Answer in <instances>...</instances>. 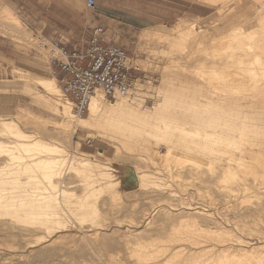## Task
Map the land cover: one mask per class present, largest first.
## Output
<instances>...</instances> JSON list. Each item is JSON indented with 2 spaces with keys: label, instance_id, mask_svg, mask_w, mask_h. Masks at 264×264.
<instances>
[{
  "label": "rangeland",
  "instance_id": "obj_1",
  "mask_svg": "<svg viewBox=\"0 0 264 264\" xmlns=\"http://www.w3.org/2000/svg\"><path fill=\"white\" fill-rule=\"evenodd\" d=\"M70 1L71 7L68 9H36L32 8L33 0H18L16 4L19 8H12V10L21 21V26L0 18V34L10 42L9 49L0 50V120L16 119L14 114L19 115L20 112L25 114L29 111L28 113L34 116L33 122L28 120L29 123L24 125V121L23 123L19 121L20 129L24 133L39 137L42 141H47L46 143L54 144L60 150V155L66 158H84L89 160L92 166H89V172L70 168L63 175L66 177L64 181L67 185L65 183L62 185L72 194H69L70 198H65L66 201L63 199L60 202L62 205L59 204L60 208L58 207L65 224L49 223L47 227L41 229L36 227L34 223L36 221H33L32 217H26L21 210L19 212L23 216L21 213L19 216L18 213L17 217L18 211L11 216L9 215L11 210L0 209V264H152L155 261H157L155 264H181L178 257L171 256L174 250L172 248L176 250L177 247H189L190 244L182 240L170 242L171 239L167 237L171 234L169 231H172L173 224L180 221L179 218V221L177 219L178 216L181 219L196 216L198 217L196 220H201L199 222L204 223L203 225L219 224L222 225L221 227L244 236V239L246 238L253 244H264L260 238L261 233H264V218L252 211L262 204L263 196L260 195L262 192L260 193L261 189L257 185L258 180H254L252 175L244 171L238 172L236 181L231 180L230 171L227 169L229 166H236V162L230 159L232 157L241 154L248 161L258 153L264 152V115H262L264 86L261 87L264 82L260 86L263 89L262 92L260 87L249 88L243 83L245 87L237 83L238 87L235 91L233 87L235 83L228 86L222 80L217 81V87L224 88V90L230 87L227 90L234 94H229L227 90L222 92L227 95L226 102L229 105L232 106L233 103L238 102V104H244L242 109L245 117L242 115L240 119L238 118L239 120L232 117L233 119H230L233 122L226 120L225 118L229 117L225 114L214 115L216 111L211 107L213 105L210 104L212 108L210 110L209 105L206 104L208 100L204 97L213 90L209 80L212 82L215 77L209 72V65L210 61L214 60L213 57L221 58L224 54L222 48L227 44L223 41L226 39L227 28L247 18L251 22L246 25L245 29H258L261 31L258 35L264 36V7H261L264 0H236L235 2L233 0L217 2L210 0H116V4L121 7L115 9H105L103 0H97L93 9H86L84 0ZM4 3L0 0V7H5ZM46 4H49V0H46ZM225 4L232 8H224ZM256 11L258 14L255 16ZM177 22H191L196 30L201 28L200 30L215 33V36L219 34V36L215 41L204 42L201 46L193 44L185 49L181 47L182 45L171 47L167 40H157L154 36L147 38L141 36L144 29L151 30L160 24L171 26ZM95 26H103L106 29V39L123 47L133 58L135 64L137 63L141 74L139 85L145 100L144 108L151 107L157 100L156 88L160 86L163 78L168 79L167 86L170 91L182 94L175 98L178 97L177 100H182L186 104L183 103L179 107L181 111H177L176 115L179 124H184L183 127L186 130L172 128L169 134L164 138H159L160 140L150 137L147 146L145 144L137 147L121 145L117 152L106 140L97 136L92 137L95 134L94 130L78 128V130L71 131L70 126L65 127L66 122L64 121L66 120L60 114L53 112L42 98L40 87L34 83V75L50 77L55 81L56 78L50 72L48 54L35 46L32 36L39 34L47 38H58L60 34L64 39L72 37L73 43L75 42L73 45H77L86 40ZM25 28L26 30H22ZM16 30L19 33L22 31V34ZM224 31L225 33H222ZM221 33L225 36L223 37ZM186 37L182 39L188 41L186 45H190L189 36L188 39ZM253 40L248 36L243 42H251L253 45L255 42ZM259 51L256 50L257 53H260ZM261 51L258 55L264 57V50ZM250 57L253 58V55ZM165 62L169 64L164 66ZM56 83L60 88L59 83L57 81ZM231 85L235 92L232 91ZM242 88L251 89L252 91L248 94L254 93L247 96ZM38 93L42 97H39L40 94L37 96ZM189 108L194 109L191 111ZM261 109L263 112H260ZM206 110L208 112H205ZM86 113L87 111L79 117H85ZM249 114H255V117L250 118ZM256 118L261 122H256ZM234 120L237 124V121L239 124L245 122L248 128V130L244 128L246 131L243 129L242 132L245 133L239 139L236 136L238 130H234L233 127L226 128L223 124L224 121L228 123L230 121L231 125H236ZM38 122H40L38 127L40 126L41 129L37 127ZM196 129H199L198 131L206 129L208 133L218 130V132L221 131V135L210 138L202 136L201 138V135L194 134ZM234 137L239 141L243 139L240 147L233 142L227 141V144L226 140ZM0 140L11 142L13 139L0 136ZM199 143L205 144V147L207 145V149L213 147L214 150H207L204 146L201 148ZM251 143L252 146H250ZM165 145H171V148L173 147L171 153L177 156L171 154L166 157ZM151 146L158 151L159 156L152 155L149 150ZM231 147L232 149H229ZM239 149H244V152H239ZM0 155V167L5 169L6 164L10 162V156H6L7 154L3 152ZM8 169L14 172L6 176L10 177V182L8 181L5 186L8 188L11 186L10 189L14 187L31 189L33 187L32 190L41 192L37 188L45 187L44 180L41 178L44 170L39 165H28L21 162ZM98 169L109 173V182L119 181V186L115 189L120 195L116 192L113 195L114 191L112 192L105 186L107 180L98 179L96 174ZM139 171L150 173L151 179L143 185H140L137 178ZM29 173L37 176L36 180L27 177ZM11 176H17L19 180L15 178L13 182ZM244 183L247 187L243 186ZM14 191L19 190L14 188ZM42 192L46 195L45 201L49 200L47 195L57 194L54 190L48 189L47 193L46 190ZM251 197H254L253 200L251 199L252 202L249 199ZM92 207L95 209L91 210ZM7 211L9 214H6ZM145 213L151 219L147 226L142 221ZM198 213L202 215L199 217ZM167 214L171 215L173 223H170V219L166 220ZM203 215H209L214 218L212 220L215 222L203 221ZM233 218L241 221L240 224L247 223L245 225L251 228L252 234H247V237L246 234H240L241 231L236 230L237 228L231 227L227 219ZM146 244L147 247L148 244L153 245L154 247H149L154 249L159 247V244L160 247L163 244V254H159V251L154 260L139 258L136 254ZM135 250H138L137 253L133 252Z\"/></svg>",
  "mask_w": 264,
  "mask_h": 264
},
{
  "label": "bare ground",
  "instance_id": "obj_2",
  "mask_svg": "<svg viewBox=\"0 0 264 264\" xmlns=\"http://www.w3.org/2000/svg\"><path fill=\"white\" fill-rule=\"evenodd\" d=\"M210 1L211 2H217L219 0H210ZM233 1L235 2L236 0H233ZM261 7L263 8L264 4ZM224 8H232V7H229L228 4H225ZM257 14H258V12L256 11L255 16ZM0 18H5L6 20H8L9 23H12L16 26H21V21L14 14L13 10L11 8H9L8 6H5L3 8L0 7ZM244 20L238 22L237 24H231L229 26L230 28L229 27H228L229 29L227 28V32L225 34L226 39L223 40L224 43H227V44L222 48L224 51L223 52L224 54L222 55V57H224V58L222 59V57L221 58L220 57H218V58L213 57L214 60L210 61L211 66L208 63V65L210 67L209 72L215 78L212 77L214 79V80L212 79V82H211V80H209V83H211L213 90L210 91L209 95L204 96L208 100V103H206V104L209 105L208 107L210 110L212 108H214V110L216 111V112L214 111L215 112L214 115L215 114H220V115L225 114L227 117H229V118H225L226 120L227 119L231 120L230 118H232V117H235V119H238V118L240 119V116H242L244 113V111L242 109V106L244 104H238L239 103L238 102V103H233L231 106V105H229L228 102H226V100H227L226 96L227 95L222 93L223 91H226L227 89L230 88L229 87L226 89V87H228L232 83H235V86L237 83H238V85L240 83L241 87L243 84H245L249 88H251V87H255V88L258 87L259 88L262 85V83L264 82V61H263L264 57H263V55L262 56L258 55V54H261V52H262L261 50H264V36L258 35L261 32L258 29H255V28L254 29L251 28L250 30H249V28L245 29L246 25L249 24L251 21H250V19L248 20L247 18ZM187 22H189V21H187ZM187 22H177L171 26H167L165 24L156 25L155 27L153 26L154 29H151V30H145L144 29V31L141 32V36L142 37L144 36L146 38L154 36V38H156L157 40L158 39L167 40L170 43L169 46H171V47L176 46V45L179 47L182 45L181 47L184 49L188 46L193 45V44H196L197 46H201L204 42L215 41L217 36H219V34H217L215 36V33H207L204 30H200L201 28L196 30L194 25L191 24V22L190 23H187ZM13 28H14V26H13ZM19 28L20 27H18V29ZM22 30H26V28L22 29ZM17 32L19 33V31H17ZM20 33L22 34V31ZM222 33H225V31ZM221 34H220V36H221ZM187 35L189 36L190 45H186V42H188V41H184L182 39L184 36L186 37ZM225 35H223V37ZM248 36H249V39L255 40V42L253 40V42H254L253 45L251 44V42H243L244 38H246ZM18 38H19V36H18ZM21 39H23V38L21 37ZM29 41L31 42V40H29ZM181 41H184L185 43L183 42L184 44L183 43L181 44L180 43ZM251 49H252V51H251ZM256 50H260L259 51L260 53H257ZM250 55H253V58H251ZM247 57H249V59ZM167 64H169V63H167ZM167 64L165 62L164 66L165 65L167 66ZM231 65H232V69H230ZM203 75L204 74H202L201 76H203ZM33 78H34V83L36 84V86L40 87L42 94H43V97L41 96L40 93H38L37 96L40 94L39 97L41 96L42 98L45 99V102L49 105V107L53 110V112L56 114H60L66 120V121L63 120L64 122H66V125L63 124L64 122L61 124L65 125V127L70 126L71 131H73L75 129L78 130V128L94 130L95 134L92 135L93 134L92 133L91 134L92 137L97 136L101 139L106 140L108 142V144H110L111 146L114 147L115 150H117V152L119 150V146H121V145H123V146L128 145L129 147L130 146H136L137 147V146H141L142 144H145L147 146L148 142H149L148 139L150 137H156L158 139L164 138L166 135L169 134V131L172 128L186 130V128L183 127L184 124L183 125L179 124L178 117L176 115L177 111H181L179 107H181L183 105V103H185V102L182 100H177L178 97L175 98L176 96H181L182 94H180L177 91H170L169 90V88L167 86V84H168L167 78H163L161 80L160 86L158 88H156L157 91L155 93H157L158 98L151 107H145V108L143 107V102L145 100H144L143 95H142L143 93L140 92L141 91L140 85L137 84L135 91L131 95L118 98L114 101L106 100L104 95L101 92H97L96 95L92 96V98L90 99V102L88 104L87 113H86L85 117H79V115H75L72 112L70 100L65 98V97H62L63 95L61 93V90L53 78L44 77L43 75L42 76H37V75L35 76L34 75ZM203 78H204V76H203ZM220 80L224 81L225 85H228L225 87L226 90H224V88L222 89V88L217 87V85H216L217 81H220ZM238 85L236 86V88H235V86L231 85L232 91L237 89ZM245 85H243V87H245ZM232 86L234 87V90H233ZM263 86L264 85H262L261 87L263 88ZM240 89L241 88L239 87V91H240ZM242 89H244L247 96L254 93V92H252V93L248 94V92L252 91L251 89L250 90L248 88H247V90H245V88H242ZM227 92L229 93L228 90H227ZM262 92H263V89H262ZM229 94H231V93H229ZM239 94H240V92H239ZM242 94H244L243 90H242ZM231 95H234V94H231ZM242 96L243 95H241V97ZM243 98H244V96H243ZM253 98H255V96ZM235 102H237V101H235ZM251 103H248V104H251ZM210 104L213 105V106H211L212 108L210 107ZM256 106H257V104H256ZM49 107H47V108H49ZM192 107H193V105H192ZM202 107H203V104H202ZM183 108H184V106H183ZM193 109L189 108V110H191V111ZM207 110L205 112H208ZM254 111L252 113H254ZM261 111L263 112V109H261L260 112ZM25 112H27V110H25ZM28 112L25 114L23 112L22 113L20 112L19 115L14 114L16 119L0 120V136H5L7 139H9V138L13 139L11 142H6L3 140H0V154L3 152L4 154H7L6 156H10L9 157L10 162H8V164H6L7 169L6 168L2 169L3 167L2 168L0 167V209L6 208L5 210L13 211V212L10 211V214L8 211H7L8 213H6V214H9L11 216L16 211H18L17 217H18V213H19V216L23 213L28 218L32 217V220L34 219L33 221H36V222H34V223H36V227L38 226L41 229H42V227H47L49 225V223L56 224V225L65 224L64 220H62V218H61V213H60L58 207L60 205H62V204H60V202L63 199L65 200V198H67V197L70 198V196L72 194L69 193L68 188H66L64 185H62V183H65L67 185V183L64 181L65 176L63 177V175L70 168L79 169L82 172L87 170L89 172L90 171L89 166H92V165H90L89 160L84 159V158H74V157L66 158L64 155H60V150L54 144L46 143L47 141L44 142L39 137L37 138L34 135L24 133L20 129L19 121H21V123H23L22 121H24V123H25L24 125H26L28 120L30 122H31V120H32V122L34 120V116ZM210 112L213 113V111H210ZM256 113H258V111ZM32 114H34V113H32ZM249 115H251L250 118L255 117L254 116L255 114L254 115L249 114ZM262 115H264V112L262 113ZM210 116H212V115H210ZM241 118H243V117H241ZM37 119H39V117ZM262 119L263 118H261V120ZM218 120H219V118H218ZM259 120L260 119L256 118V122H258V123L261 122ZM235 121L236 120H234V122ZM36 122H37V120H36ZM237 122L239 124V121H237ZM39 123L40 122L37 123V127H38ZM52 123L54 124V122H52ZM41 124H43V123H41ZM61 124L60 125L58 124V126H62ZM223 124L226 128L233 127L234 130H238L237 131L238 134L236 135V136H238V139L243 133H245L242 131L247 126V125H245V122H242L239 125L235 122L236 125H234V124L231 125L230 121H229V123L227 121H224ZM261 124L262 123H260V125ZM55 125H53V126H55ZM263 125H264V123H263ZM34 126H36V125L34 124ZM41 126H44V125H41ZM37 127H35V128H37ZM38 128L41 129L40 126ZM56 128L57 127H55V129ZM44 129H46V128H44ZM253 129H255V127ZM261 129H263V128H261ZM196 130H195L194 134L196 133V135L197 134L201 135V138H202V136L210 138L212 136L221 135V133H220L221 131L218 132V130H215L212 133L211 132L208 133L206 131V129H204V130L201 129L200 131H198L199 129L197 131ZM247 130H248V128H247ZM259 130H260V128H259ZM63 131H65V130H63ZM250 131H251V129H250ZM64 133H66V131ZM252 134H253V131H252ZM70 135H71V133H70ZM252 136H254V135H252ZM235 138L236 137H234L232 139L229 138L226 140V142L227 141L233 142V144L236 143L238 146L241 145V141L243 139H241L239 141V140H236L237 138L236 139ZM228 142H227V144H228ZM215 143H216V141H215ZM257 144H258V142H257ZM171 145H173V144H171ZM171 145H167V146L165 145V147H166L165 156L166 157L173 154V153H171L172 148H173V147L171 148ZM209 145H211V144H209ZM200 146H201V148H203V146H204V148L207 149V145L205 147V144H203V143L200 144ZM250 146H252V143ZM209 148L210 149H207V150L212 151L213 147L212 148L209 147ZM229 149H232V147ZM149 150H151L150 152L152 153L153 156H155V157L159 156L158 151L156 149H154L152 146L149 147ZM250 150H248V151H250ZM255 150H257V149H255ZM58 152H59V154H57ZM239 152H244V149H239ZM263 153H258L257 156H255L253 159H250L248 161H246L244 156H242L241 154L237 157H232L230 159L232 161L236 162V166L227 167V169L230 171L231 180H235L238 172H240V171H244L245 173L252 175L254 180H258L257 185L259 186V189H261L260 193L262 192V194H260V195L263 196L262 204L259 205L258 208H254L252 211L255 214L257 213V215L262 217V218H264V154ZM173 155H175V153ZM175 156H177V155H175ZM230 157H231V155H230ZM0 158H1V155H0ZM21 162H23L24 164H28V165H32V164L33 165H39L44 170L41 178H42V180H44L43 182L45 184V187H38L37 188V189L41 190V192H39L37 190H32V189H34L33 187L31 189H28V188L27 189L26 188L19 189L17 187H14L15 189L19 190V191H14V188L10 189L11 186H10V188L5 186V184H8V181L10 182V179H9L10 177H6V176L8 174L14 173V172H11V169H8V168H10V167L13 168L15 165H19ZM30 170H31V168H30ZM145 172H143V171L138 172L137 178L140 182V185L145 184V182H147L148 179H151L150 173H148V171H145ZM96 174L98 176V179L107 180L105 182V186L108 189H110L112 192L114 191L113 195L118 193V191L115 189V187L119 186L118 180L115 182H109V180H108V178L110 177L109 173H106L105 171H102L100 169L96 170ZM27 177H31L33 179L35 178V180H36L37 176L35 177V175H33L32 173L31 174L29 173ZM151 177H152V175H151ZM244 177H245V175H244ZM11 178L13 180V179L17 178V176H15V177L11 176ZM31 178H30V180H31ZM39 178H40V176H39ZM244 179L245 178H243V180ZM13 182H14V180H13ZM31 182H34V181H31ZM244 182H245V180H244ZM36 184H38V183L36 182ZM40 184H42V183H40ZM25 185H27V184H25ZM246 185L247 184L244 183L243 186H246ZM250 186H252L251 183H250ZM35 189H36V187H35ZM47 189L48 190H54V192H56L57 194L53 193V194L49 195L50 197L47 195V197H48L47 199H49V200L45 201L46 195L44 192H42V190H46V193H47ZM255 191H256V189H255ZM258 193H259V191H258ZM69 194H71V195H69ZM118 195H120V194L118 193ZM255 195H256V193H255ZM116 197H118V196H116ZM247 197H249V196H247ZM253 198L251 197L249 199L253 200ZM252 200H251V202H252ZM65 201H63V202H65ZM245 203L246 202L244 201V204ZM258 204H259V202H258ZM94 207H92L91 210L92 209L94 210L95 209ZM251 207H252V205H251ZM242 209H243V207H242ZM19 210H21L22 213L19 212ZM240 210H241V208H240ZM23 214L21 216H23ZM198 214H200V213H198ZM198 214H197V216H199V217L202 215V214H200V215H198ZM143 215L144 216H143L142 221H144L145 222L144 224L147 226L150 224V221H151V219H149L150 216L147 213H145ZM89 216H90V214H89ZM243 217H245V216H243ZM253 217H254V215H253ZM165 218H166V220L170 219L169 220L170 223L172 222L171 215L167 214L165 216ZM178 218L180 219V221ZM197 218L198 217L195 216V217H190V218L187 217L186 219H183V217H182V219H181V217L178 216L177 219L179 222L176 220L178 223H175V225L173 224V226H172L173 228H171L172 231L171 230L169 231L171 234L168 232V234H170V236H167V237H169L171 239L170 242L172 240H175V242H176V240L177 241L182 240V241L190 244L189 247L188 246H183V247L180 246L178 248L176 246L177 247L176 250H175V248H172L175 250V251L173 250L174 252L171 250L172 255L171 254L170 255L172 257H178L181 261V264H264V244H253L249 240H246V238L244 239V236L238 235L237 233H235L231 229H226L224 227H221L222 225L220 226L219 224H218L219 226L216 224H214V225L213 224L212 225L211 224L210 225L209 224L203 225L204 223H200L199 221H201V220L197 221L196 220ZM204 218H203V221L205 220V222H207V221L215 222V220L214 221L212 220L214 218L210 217L209 215L204 216ZM239 220H240V217H239ZM227 222L231 225V227L237 228L236 230L241 231L242 233L240 232V234H246V235L252 234L251 228H249V227L247 228L248 225H245L247 223L240 224L241 221L239 222L238 220H236L234 218L233 219H227ZM255 226H257V225H255ZM160 229H165V228H160ZM248 235H247V237H248ZM255 235H256V232H255ZM260 238L264 241V233H261ZM155 242H157V241L155 240ZM154 244H158V243H154ZM166 245H168V244H166ZM170 245H172V244H170ZM149 246L150 245L148 244V247ZM152 246H150V247H152ZM162 246H163V244L161 245V247ZM164 246H165V244H164ZM148 247L146 244V246H142V250L139 251V253H137L138 250L137 251L135 250L136 252L135 251H133V252L137 253L136 255H138V257L143 259V260H154L158 256L157 253L159 251H160L159 254H161V253L163 254L164 247L161 248L160 244H159V247H156L155 249L150 248V247L148 248ZM168 248H171V247H168ZM166 249L167 248H165V250ZM164 253H166V252H164ZM156 262L157 261H155L152 264H155Z\"/></svg>",
  "mask_w": 264,
  "mask_h": 264
},
{
  "label": "built area",
  "instance_id": "obj_3",
  "mask_svg": "<svg viewBox=\"0 0 264 264\" xmlns=\"http://www.w3.org/2000/svg\"><path fill=\"white\" fill-rule=\"evenodd\" d=\"M96 4L97 0H84L86 9H93ZM32 39L37 48L48 54L50 72L76 115L87 111L97 92L114 101L131 95L140 83L139 67L123 47L106 39L103 26L93 27L85 41L71 47L59 38L35 34Z\"/></svg>",
  "mask_w": 264,
  "mask_h": 264
},
{
  "label": "crops",
  "instance_id": "obj_4",
  "mask_svg": "<svg viewBox=\"0 0 264 264\" xmlns=\"http://www.w3.org/2000/svg\"><path fill=\"white\" fill-rule=\"evenodd\" d=\"M100 1H102V0H100ZM3 2H5L4 4H6V6H8L11 9L12 8H19V5L16 4V2H18V0H3ZM70 3H71L70 0H49V4H46V0H45V2L43 0H33L32 8H36V9H43V8H50V9L65 8V9H68V8L71 7V4ZM103 3H104L103 7L105 9H115V8H120L121 7V5L116 4V0H103ZM58 38L63 43H65L66 46H68V47L73 46V44L75 43V42L73 43L72 37H70V39H64L62 37V35L59 34V37ZM9 47H10V42L7 39H5V37L3 35L0 34V50H2V51L4 49L6 50V49H9ZM1 56H3V54Z\"/></svg>",
  "mask_w": 264,
  "mask_h": 264
}]
</instances>
